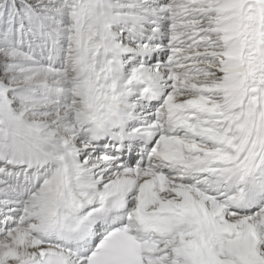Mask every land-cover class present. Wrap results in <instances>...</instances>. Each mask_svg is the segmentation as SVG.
<instances>
[{
    "label": "snow or ice",
    "instance_id": "1",
    "mask_svg": "<svg viewBox=\"0 0 264 264\" xmlns=\"http://www.w3.org/2000/svg\"><path fill=\"white\" fill-rule=\"evenodd\" d=\"M0 264H264V0H0Z\"/></svg>",
    "mask_w": 264,
    "mask_h": 264
}]
</instances>
